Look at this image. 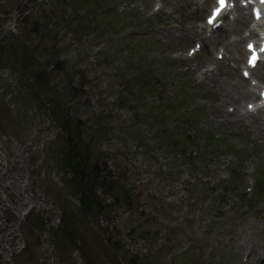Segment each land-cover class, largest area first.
Instances as JSON below:
<instances>
[{"label":"rangeland","instance_id":"374dc122","mask_svg":"<svg viewBox=\"0 0 264 264\" xmlns=\"http://www.w3.org/2000/svg\"><path fill=\"white\" fill-rule=\"evenodd\" d=\"M211 5L0 0V264H264V109L226 117L221 97L251 78L210 62L237 39L232 13L203 28ZM204 131L224 145L202 159ZM83 165L102 214L78 209Z\"/></svg>","mask_w":264,"mask_h":264},{"label":"bare ground","instance_id":"6f19581e","mask_svg":"<svg viewBox=\"0 0 264 264\" xmlns=\"http://www.w3.org/2000/svg\"><path fill=\"white\" fill-rule=\"evenodd\" d=\"M242 1H245V5L249 4V2L246 0H242ZM257 1L258 0H254L255 3ZM208 2L211 3V2H213V0H205V3H208ZM259 7H261L263 9V14H264V3L260 4ZM243 10H245L244 6H242L241 4L240 5L237 4L236 11H239L241 13V15L240 16L238 15L236 18H234V20L231 23H229L228 26H226V27L223 26L224 28H222V30H224L223 31L224 34H228L227 32H230L237 39H234L233 42H230V40L226 43L223 42L224 44L222 45V47L220 46L222 50H220V51L217 50L218 56L213 58V59L211 58V60H210V62L215 63L218 67H219V64L222 65L223 69H225V71H226V69L229 70V68H228L229 65H235V64L237 66H239V67H236L235 69L236 70H238V68L240 69L241 67L238 64L239 63L241 64V61H242L241 57L246 50H247L248 56L252 52L258 53V52L264 50V21L261 20L258 22H254L253 16L251 18ZM253 22H254V24L252 26L251 24ZM245 27H247L246 29H248L246 36H250L251 38L256 39V42L247 43L246 48L243 47V41L245 39V36H243V31H244ZM203 28L207 30L206 25ZM189 29H191V28L189 27ZM204 33H205V31H204ZM191 34H192V32L190 33V36L193 37ZM224 34L220 35V37L226 36ZM213 44H215V43H213ZM213 47H214V45H213ZM215 48H216V46H215ZM216 49H214V50H216ZM261 64L264 65V61L261 62ZM242 67H243L242 72L244 75H246L245 66H242ZM258 67H259V65L255 69L250 70V75L251 76L255 75L256 77H258L260 79L264 75V70L262 73L256 74ZM263 85L260 86L258 84L253 83L252 86H250V88H249V86H243L241 89H238L235 91H227L226 94L221 97V102H220L221 105L224 104L226 107V109H224L226 117L230 118V117L236 116L237 119H239V120L243 119V118H247V117H252L253 114L246 108V103L248 101L253 102V101L257 100L258 98H261L260 95H261V90H262ZM258 89H259V94L256 91ZM214 98H215V96H214ZM218 98H219V96H218ZM245 100L247 101L246 103L244 102ZM224 105H222V107ZM261 110H262V108H257L255 110V114L256 115L259 114L260 112H262ZM257 119L258 120L261 119V121H262L263 118L258 116Z\"/></svg>","mask_w":264,"mask_h":264},{"label":"trees","instance_id":"16d2710c","mask_svg":"<svg viewBox=\"0 0 264 264\" xmlns=\"http://www.w3.org/2000/svg\"><path fill=\"white\" fill-rule=\"evenodd\" d=\"M99 2H101L102 3V0H98ZM94 4V3H93ZM95 5V4H94ZM107 8V7H106ZM107 11H109L108 10V8H107ZM106 13V12H105ZM159 85V81L157 80V81H155V82H153V83H151V84H144L143 85V87H141L144 91H146V92H150L151 90H148L147 88H149V89H151L150 87H152V89H154V87H156L155 85ZM184 94H186V95H190V92H184ZM169 108H172L171 106L169 107ZM224 141V138H221L220 139V142H223ZM212 143V142H211ZM210 146H212V144H209ZM215 146V145H214ZM213 146V147H214ZM257 192H258V190H257Z\"/></svg>","mask_w":264,"mask_h":264},{"label":"water","instance_id":"95a60500","mask_svg":"<svg viewBox=\"0 0 264 264\" xmlns=\"http://www.w3.org/2000/svg\"><path fill=\"white\" fill-rule=\"evenodd\" d=\"M93 186H94V184H93V182L91 183V185H90V187H89V196H90V198H91V200L93 201V202H97L96 200H95V197L93 196ZM98 204H99V202H97Z\"/></svg>","mask_w":264,"mask_h":264}]
</instances>
